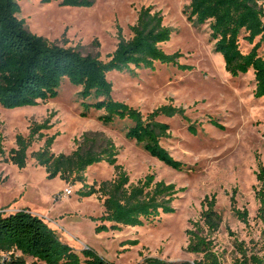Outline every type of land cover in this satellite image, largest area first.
<instances>
[{
	"label": "rangeland",
	"instance_id": "obj_1",
	"mask_svg": "<svg viewBox=\"0 0 264 264\" xmlns=\"http://www.w3.org/2000/svg\"><path fill=\"white\" fill-rule=\"evenodd\" d=\"M25 19L34 33L60 45L78 46L84 53L100 54L107 61L118 44V27L125 38L132 37L142 7L153 6L162 11L164 23L174 32L169 42L161 44L169 54L180 52L181 65L156 63L154 69L113 71V98L142 111L144 115L164 104L185 108L189 120L180 116L160 117L170 125L171 136L162 145L186 167L178 171L147 153L136 141L126 138L130 121L116 120L105 125L99 120L103 111L92 110L81 115V87L64 80L57 98L34 107L6 109L0 106V135L6 155H0V209L6 213L28 206L53 227L61 239L81 254L86 247L116 264H135L146 257H159L179 263L194 262L202 255L188 252L187 230L200 218L202 202L216 194V209L223 222L213 235L215 251L221 264H242L237 243L249 253L260 252L263 222L258 216L260 203L255 196L258 161L264 164V97L254 96L255 76H233L225 69L220 54L213 51L209 23L194 27L185 12L189 0H95L92 7L61 6L59 0H18ZM241 48L248 52L252 45L241 38ZM264 47L262 48V51ZM53 115V127L45 133L57 132L53 152L70 154L77 148L75 139L85 133L110 138L119 148L118 162L137 183L147 174L156 180L173 183L179 192L173 203V214H162L142 227L124 226L120 230L96 233L94 217L103 214V202L97 195L82 198V183H66L61 178H47L31 153L44 141L35 142L28 151L27 167L20 169L5 158L16 147V135L29 134L31 122H42ZM215 120L223 125L215 126ZM194 127L196 133L190 130ZM115 176L113 166L102 162L86 171L87 183L94 184ZM70 189L71 194L66 190ZM236 190L240 208L249 211V223L240 221L231 210V196ZM15 206V207H13ZM29 264H45L34 258Z\"/></svg>",
	"mask_w": 264,
	"mask_h": 264
},
{
	"label": "trees",
	"instance_id": "obj_2",
	"mask_svg": "<svg viewBox=\"0 0 264 264\" xmlns=\"http://www.w3.org/2000/svg\"><path fill=\"white\" fill-rule=\"evenodd\" d=\"M52 2L54 0H42ZM61 6L92 7L95 0H59ZM22 8L18 0H0V106L6 109L34 107L58 97L59 90L68 80L81 87L83 117L92 110L103 111L99 120L109 125L116 120L130 121L126 138L136 141L144 150L166 166L182 171L186 165L174 158L162 145L169 138L170 125L160 117L180 116L189 120L185 108L164 104L144 115L141 110L113 98V83L108 74L113 71L154 69L155 64L181 65L180 52L166 53L161 44L169 42L174 30L166 26L162 11L153 6L142 7L135 24L130 26L132 37L127 39L118 27V44L115 51L104 61L100 54L84 53L78 46L60 45L32 32L25 19L19 18ZM194 27L209 23L213 51L220 54L225 69L233 76L254 72L256 98L264 97V0H189L185 12ZM247 41L252 48L244 52L240 40ZM53 115L42 122H31L29 134L16 135V147L5 158L20 169L27 167L28 151L37 141L44 145L31 153L38 166L47 172L48 179L61 178L66 183H82L78 191L82 197H97L103 202L104 212L94 217L95 232L120 230L124 226L142 227L162 214L175 212L174 201L183 188L164 180L157 181L156 175L147 174L137 183L118 162L119 148L110 138L85 133L82 140L75 139L77 148L70 154L53 152L52 147L59 132L45 133L53 127ZM223 129L224 126L213 120ZM192 133H196L191 127ZM0 135V155H6ZM105 162L115 169L112 179L88 184L86 171L89 167ZM255 196L260 203L258 216L264 225V164L258 161ZM231 210L243 223H249V211L240 208L236 201V190L231 198ZM217 196H207L203 202L200 218L191 222L187 230V251L202 255L194 262L175 263L159 257H146L135 264H221L215 251L213 235L223 222L216 209ZM260 252H251L237 243L243 256L242 264H264V227ZM0 251H15L22 254L18 264L34 258L45 264H116L99 255L92 248H84L79 254L74 247L64 242L57 231L46 220L33 213L30 208L0 216Z\"/></svg>",
	"mask_w": 264,
	"mask_h": 264
},
{
	"label": "built area",
	"instance_id": "obj_3",
	"mask_svg": "<svg viewBox=\"0 0 264 264\" xmlns=\"http://www.w3.org/2000/svg\"><path fill=\"white\" fill-rule=\"evenodd\" d=\"M66 193L71 194V190L67 189ZM7 210L0 209V216L6 214ZM11 213V212H10ZM22 254L15 251H0V264H18ZM25 264H29L28 260Z\"/></svg>",
	"mask_w": 264,
	"mask_h": 264
},
{
	"label": "crops",
	"instance_id": "obj_4",
	"mask_svg": "<svg viewBox=\"0 0 264 264\" xmlns=\"http://www.w3.org/2000/svg\"><path fill=\"white\" fill-rule=\"evenodd\" d=\"M13 207H15V206H13ZM23 208H29L28 206H24V207H16V211L17 210H19V209H23ZM31 209V208H30ZM31 211H32V209H31ZM15 212V211H14ZM33 212V211H32ZM33 213H35V212H33ZM35 214H37V215H39V216H41L39 213H35ZM42 217V216H41ZM44 218V217H43Z\"/></svg>",
	"mask_w": 264,
	"mask_h": 264
}]
</instances>
